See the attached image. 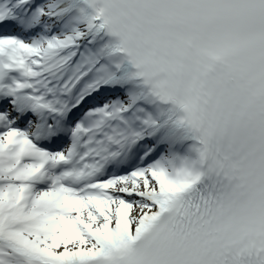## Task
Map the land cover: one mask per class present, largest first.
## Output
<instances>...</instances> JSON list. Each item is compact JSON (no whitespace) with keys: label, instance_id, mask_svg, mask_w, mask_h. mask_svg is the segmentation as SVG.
Here are the masks:
<instances>
[{"label":"snow or ice","instance_id":"1","mask_svg":"<svg viewBox=\"0 0 264 264\" xmlns=\"http://www.w3.org/2000/svg\"><path fill=\"white\" fill-rule=\"evenodd\" d=\"M0 264H264V0H0Z\"/></svg>","mask_w":264,"mask_h":264}]
</instances>
